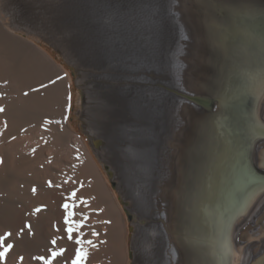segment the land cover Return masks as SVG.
I'll use <instances>...</instances> for the list:
<instances>
[{"label":"rangeland","instance_id":"374dc122","mask_svg":"<svg viewBox=\"0 0 264 264\" xmlns=\"http://www.w3.org/2000/svg\"><path fill=\"white\" fill-rule=\"evenodd\" d=\"M198 1L202 2V5ZM218 1L212 3H219ZM104 2L105 0H0V20L15 35L22 37L29 43H33L51 58L58 67V71H61L60 74H63V78H59L61 80L65 79V83L71 82L73 95L70 111L67 112V107H65V111L64 108L61 109L63 110L61 112V114L63 113L62 120L69 126H67L69 131L67 130L63 134L65 141L62 143L58 140V131L51 125L54 118L50 110L53 102L61 98L62 100L64 98V103L66 102V87L64 86V88L57 78V70H54L38 54H35L28 45L27 47L24 41L20 39L12 40V36L5 34L0 21V106L4 108L2 113L6 114L8 118L10 117L11 123L15 124L12 127L16 126V129L14 127V134L4 139L3 146L0 149V159L3 160V163L0 164V240L3 241L0 244V251H3L4 247L11 246L7 254L9 256H17L19 259L22 256L25 260L26 254L35 258L40 255L51 260V264H68L67 260H73L75 249L80 247L74 243V240L91 239L100 249L102 248V254H109V250L106 248L113 244L111 238L118 234L121 238L124 236L126 240V264H193L199 255H194L187 245L183 243L182 245L177 240L176 231L180 232L183 211L180 201L172 197L173 188L169 187L168 184L175 185L176 178L173 177L175 176L173 172L169 171L170 173H168L169 159H167L168 155H164L165 149L162 148L164 152L162 155H158L157 152L158 157L160 156L158 159L161 160L160 170L154 168L152 171L153 181L156 179L158 181V184L156 183L158 186L155 184L157 189L154 187V191L153 186L150 190L146 188L147 179L140 176L143 196L150 201L151 205L150 210L147 211L148 213H143L144 216H140L138 213L136 215L144 220L158 222L159 232L155 233L153 240L150 234L145 235L141 245L138 246L136 245L138 237L133 234V220L129 221L126 216L123 205L120 203V197L126 199L125 201L129 204L128 209H130L129 213L132 219L135 217L133 208L142 207L143 205L140 203V206L138 202H134L135 199L123 194L125 192L122 189L118 190L119 193L113 188L114 182L110 179L109 167L105 163L102 164L98 156L95 155L93 150V143L95 142L86 134L90 129L96 136L104 133L106 135L104 141L111 148L113 147L112 150L115 152L112 155V157L114 156L112 160H116V155H119V151L124 149H120L121 146L126 147L127 152L130 153H128L130 158H132L130 155L133 151L139 153L146 147L145 142L147 140L144 138L143 131L147 126H144L143 129L137 127L135 126L137 122L133 120L135 114L138 120L142 118L140 114L146 117L147 111L144 109L145 107H135L138 108V111L140 110V112L135 113L133 102L136 95L132 94L133 91H131L132 84L142 89L145 87L143 84L146 83L130 82L128 79V77L131 79V76L136 77V75L124 69L126 68L124 64L129 58L124 53L126 48L121 46L124 43L117 40L116 35H113L110 31V27L105 25L99 17V10L101 11ZM160 2L159 6H161L163 12H161V9L160 11L154 9V11L157 10L158 13H162L163 19L172 23L168 27L170 30L166 45L168 55L164 58V64L166 67L171 66V70L168 74H165L169 76L168 79L171 78L170 80L176 86L179 85L177 88H181L182 91L184 90L189 94H194L191 89L192 87L199 88L200 77L185 75L189 91L183 87L185 81L180 75L182 74L181 70L185 67L182 68V65L188 64V62V65H190L191 62L187 58L188 56L182 53L183 51L187 52V47L191 49L192 46L189 43L194 41L191 36L189 37V27L193 26L200 32L202 31L201 33L206 30L204 18H202L203 14L206 13L204 2H211L208 0H160ZM99 3L101 4L99 5ZM226 3L232 5L231 7L264 8V0H244L242 3L237 0H229ZM131 6L134 7V4ZM213 10L212 8L211 11ZM135 15L137 14H132L133 17ZM187 15H189L188 20H186ZM179 19L181 20L179 21ZM190 19H194L193 22H190ZM139 26L140 28L141 26L144 27L145 35L151 30L148 21H141ZM148 42L149 40L146 46ZM23 43L25 45H22ZM183 56L186 57L185 63L183 62ZM189 58L193 60V64L199 72L201 65L198 62V56L191 54ZM114 60H116V63ZM129 69H131L130 64ZM173 69L174 72H171ZM19 72L24 74V81L19 78ZM205 73L208 74L209 71L205 70ZM137 76L139 77V75ZM140 77L141 80L145 79L142 76ZM26 81L28 87L24 84ZM53 81L55 82L53 83ZM172 91L174 94L177 93V97H188L191 100L196 97L188 96L179 91ZM200 91L206 95L207 93H213L212 87L200 88ZM26 92L28 95L24 94ZM137 93L138 97L142 96V93ZM127 96L129 99H127ZM211 103L214 107H205L210 109L208 113L215 108V102L211 101ZM170 104L169 107L166 106V111H162L161 115L159 114V123L156 121L155 129L159 130L161 126L164 129L170 126L174 127L182 122L183 119L180 118L182 116L181 108L185 105L182 106L180 101H171ZM177 106L179 109H177ZM141 108L143 112H141ZM177 111L181 112L178 113ZM164 115L165 117H163ZM205 115L204 111L203 117ZM6 117L0 116L1 132L4 128L6 130L10 124ZM31 122L35 124L34 127L30 128L31 132L25 133L28 129L25 131H23L24 129L19 130L22 124L29 126L28 124H31ZM167 123H170V125ZM191 123H187V127H189L188 125H194H191ZM193 128L191 131L188 128L190 131L188 135L190 136H187L188 139L186 138L187 152L188 142L191 139L192 143L194 137H196V129L192 133L194 135L190 134ZM164 129H162L163 133ZM73 134L74 136H72ZM75 134L85 140L95 166L90 163L89 157L82 153L80 146L74 143L73 137H75ZM263 141L264 139H262ZM118 145H121L120 148ZM33 149L36 150L35 154H33ZM78 155L80 156L79 160L76 159ZM154 161L156 162V158H154ZM173 161L177 163V159L173 158L171 162ZM84 172L86 176H82ZM171 173L173 174L172 177ZM99 176H101L100 180ZM49 181L52 182V187L48 186ZM80 182H83L82 187ZM92 186L98 187L97 189L103 186L99 189L100 193L96 192V194H99V198L98 196L97 198H102L101 203L97 202L96 195H92L88 197V205L80 204L79 207L73 209L75 212L74 220L81 221L84 216H87L88 220L79 232H73V241H69L66 233L67 225L64 224L66 213L62 207L67 202L65 192L79 190L83 187L93 188ZM162 186H165L164 190H162ZM106 187L112 195L111 199L110 194L108 195L107 191H104ZM33 188L36 189L35 193L32 191ZM77 203H79V198ZM38 207L41 209L40 212L35 211ZM100 209H103V211H99ZM104 221H110L111 223H104ZM26 225H31L30 232ZM259 227H264V213H262L257 223V228ZM93 230L99 235H92ZM53 239L56 240L55 245H51ZM255 239H252L250 243L257 241ZM262 241H264V238H262ZM98 247L91 248L87 244L84 245V248L88 251V258L84 264H88L89 260L91 261L94 257H97L99 254ZM61 249H64L63 254L53 259L51 253L53 251L59 252ZM129 251L132 252L133 256L135 255L134 259H130ZM104 259L105 257L102 256L97 260V263L102 264ZM38 262L44 264L42 260H38ZM0 264L21 263L19 260L11 262V260L4 258Z\"/></svg>","mask_w":264,"mask_h":264},{"label":"bare ground","instance_id":"6f19581e","mask_svg":"<svg viewBox=\"0 0 264 264\" xmlns=\"http://www.w3.org/2000/svg\"><path fill=\"white\" fill-rule=\"evenodd\" d=\"M135 1L139 4H136ZM208 1L211 3L204 2L206 4L204 6L206 13L203 11V17L200 14L204 18L205 33H201L202 31L200 32L193 26L189 27V37L191 36L194 41L191 39L193 41V43H189L192 46L191 49L187 47V52L183 51L182 53L188 56L187 58L191 62L190 65H188L189 62L184 66L182 65V68L185 67L181 70L182 74L180 75L185 81L183 87L189 91L185 75L200 77L199 88L192 87L191 91L194 94H189L184 90L182 91L181 88H177L179 85L176 86L170 80L171 78L168 79L169 76L167 74L170 72L171 66L168 65L166 67L164 58L168 55L166 52L168 50V47H166L167 39L170 33L168 27L172 23L163 19L162 13L157 12V10L160 11L161 9V6H159L160 0H105L101 6V11L99 10V17L105 25L110 27V31L113 35H116L117 40L124 43L123 45L120 44L126 48L124 53L127 58L129 57L124 64V67L126 66L124 69L136 75V77L131 76V79L129 77L128 79L130 82L146 83L143 84L145 87L142 89L133 84L132 89L130 88L133 91L132 94L136 95L134 102L131 101L134 108L145 107L144 109L147 111L146 117L140 114L142 118L138 120L135 114L133 120L137 122L135 124L137 127L143 129L144 126H147L143 131L144 138L147 140L145 142L146 147L144 146L145 148L143 147L144 149L139 151V153L138 151H133L130 155L132 158H130L126 147L118 145L119 148L121 146L120 149H124L119 151V155H116V160H112L114 157L112 155L115 152L112 150L113 147L111 148L104 141L106 135L100 132L103 135L99 134V136H96L91 129L89 132L86 131L88 132L86 134L95 142H92L95 155L98 156L102 164L105 163L109 167L110 179L116 187L114 189L117 192L122 189L125 192L123 194L129 195L130 198L135 199L134 202L143 205L142 207L133 208L135 212V217L132 219L133 234L138 237L137 241L135 240L137 244H134L141 245L143 237L149 234L153 240L155 233L159 232L158 222L154 223L153 221L139 218L136 213L144 216L150 210L151 205L150 201L143 196L140 176L147 179L145 187L150 190L153 186L152 189L154 190L158 181L157 179L153 181L152 171L154 168L160 170L161 160L158 159L160 157L158 155H162L164 153L163 149H165L164 155L169 157H167L169 159L168 173L173 172L175 174L173 177L176 178L175 185L168 184L169 187L173 188L172 197L180 201L183 211L180 232L176 231L177 240L181 244L187 245L194 255H199L193 264H264V251H262L264 250V241H262V238H264V227L257 228V223L262 213H264V141L260 140V138L264 137V8L231 7L232 5L226 3L229 0H215L219 3H212L215 2L214 0ZM237 1L242 3L244 0ZM200 3L202 5V2ZM133 4L134 7L131 6ZM212 8L214 9L213 11H211ZM154 9L157 10L154 11ZM161 12H163L162 9ZM132 14H137L138 16L135 15L133 17ZM188 18L189 15H187L186 20ZM190 20V22H193L192 20L194 19ZM0 21L5 34L12 36V40L20 39L24 41L26 46L28 45L35 54H38L54 70H57V78L63 84L62 86L66 87H64L66 89V105L63 101L64 98L63 100L61 98L52 103L50 110L54 118L51 125L58 131V140L64 143L63 134L68 130L69 126L62 120L63 113L61 114V112L63 110L61 109L64 108L65 111V107H67V112L70 111V104L73 101L71 82L65 83V79H60L63 78V74H60L61 71H58V67L48 55L39 50L33 43H29V41L15 35L2 20ZM141 21H148L151 25V30H147V35H145L144 27L141 26L140 28L139 26ZM148 40L149 42L146 46ZM151 41L152 43L150 44ZM24 43L22 45H25ZM191 54L198 56V62L201 65L199 72L196 70L193 60L189 58ZM183 57L184 62L186 57ZM114 62L116 63V60ZM129 64L131 69L128 70ZM238 69L244 71V73H238ZM205 70L209 71V73L206 74ZM171 72H174V69ZM137 75L145 79L141 80ZM19 78L24 81V74L19 72ZM24 84L28 87L27 81ZM209 87H212L213 93H207L206 95L200 91V88ZM172 90L196 97H193L192 100L188 97H177V93L174 94ZM137 92L142 93V96L138 97ZM63 94L61 95L63 96ZM127 99H129L128 96ZM171 101H180L182 106L183 104L185 105V107L181 108L182 112L180 111L182 122L174 127H166V132V128L164 129L162 126L159 130L155 129L159 114L161 115L162 111H166V106L169 107ZM211 101L215 102V108L208 113L209 108L214 106L211 104V107L207 109L205 108L207 107L205 103H211ZM138 108H135V113L140 112ZM142 108L141 112H143ZM177 109H179L178 106ZM204 111L206 115L203 117ZM0 116L6 117L7 115L0 113ZM6 118L11 125L8 123L9 128L7 127L6 130L4 128L2 132L0 131V149L3 146L4 139L14 134L16 129V126H14L15 129L12 127L15 124L11 123V118H8V116ZM32 122L28 124L29 126L22 124L19 130L24 129L23 131H25L28 129L25 133L31 132L30 128L35 126ZM187 123L194 124L195 127L194 125H188L189 127H187ZM167 124L170 125V123ZM25 127L27 128L25 129ZM188 128H190V131L193 128L190 134L194 133L196 129V137H194V142L192 141V143L189 137L187 152L186 138L190 136L188 135L190 132ZM162 129H164V133ZM73 138L74 143L80 146L82 153L88 156L90 163L94 165V159L88 150L85 140L76 134ZM183 143L184 145L182 146ZM115 147L117 146L115 145ZM154 158H156V162ZM173 158L177 159V163L171 162ZM172 175L171 173V177ZM82 176H86L85 172ZM100 178L101 176H99V180ZM84 179L87 180L85 177ZM97 188L96 186L93 188H79L77 190L79 191L77 193L79 200H88V197L92 195H96V198L97 196L99 198V194H96V192L100 193V188ZM164 188L165 186L162 190ZM104 189L108 195L110 194L111 199L112 195L109 189L107 187ZM72 191L65 192L68 203H71L67 197L70 196ZM98 198L97 202L101 203L102 198ZM123 200L125 201L126 199ZM125 203L128 209L129 204L126 201ZM254 238L257 241L250 243ZM112 239L113 244L111 243L112 245L106 248L109 250V254H102V248L98 247L99 254H96L97 257H94L93 260H89L88 264H98L97 260L102 256L105 257L102 264L127 263L124 236L121 238L117 234ZM25 256L23 261L17 256L7 255L5 258L11 260V262L19 260L21 264H39L35 257H30L27 254ZM129 256L130 259H134L135 255L133 256L132 252L129 251ZM71 261V259H68L67 263L71 264Z\"/></svg>","mask_w":264,"mask_h":264},{"label":"snow or ice","instance_id":"6c2138e0","mask_svg":"<svg viewBox=\"0 0 264 264\" xmlns=\"http://www.w3.org/2000/svg\"><path fill=\"white\" fill-rule=\"evenodd\" d=\"M55 81H53L54 83ZM25 95H28V93H24ZM4 112V108L0 107V113ZM14 139V137H13ZM35 149H33V154H35ZM77 160L80 159V156L78 155L76 157ZM3 163V160L0 159V164ZM67 182V181H66ZM80 185L81 187L83 186V182H80ZM48 186L49 187H52V182L49 181L48 182ZM33 193L36 192V189L33 188L32 189ZM68 200L71 201V203H68V202H65L62 207L66 213V216L64 218V224L67 225V230H66V233H67V239L69 241H73V232L76 231V232H79V230L81 228H83L85 226V222L88 220V217L87 216H84L83 219L81 221H76L73 219V217L75 216V212L73 211V209L79 207L80 204H83V205H88L89 204V200L87 199H80L79 200V203H77V190H73L70 194L69 197H67ZM36 212H40L41 209L38 207L36 208L35 210ZM99 211H103V209H100ZM104 223H111L110 221H104ZM26 227L28 228L29 232L31 231V225H26ZM11 235V234H9ZM92 235L94 236H98L99 233H96L94 230L92 232ZM81 236H83V234H81ZM3 241L0 240V244H2ZM74 243L76 245H79L80 247H77L75 249V258L71 261V264H84V262L87 260L88 258V251L87 249L84 248V245L87 244L88 246H90L91 248H97L98 245L95 244L93 242V240L89 239V240H84V239H76L74 240ZM56 244V240L53 239L51 240V245H55ZM9 247H4L3 248V251H0V260H3L6 255L8 254L9 252ZM64 252V249H61L59 252L57 251H53L51 253L52 255V258L54 259L55 257H57L58 255H62ZM36 259L38 260H42L44 262V264H51V260H48V259H45L43 256H39V257H36ZM20 260L23 261V257L21 256L20 257Z\"/></svg>","mask_w":264,"mask_h":264},{"label":"water","instance_id":"95a60500","mask_svg":"<svg viewBox=\"0 0 264 264\" xmlns=\"http://www.w3.org/2000/svg\"><path fill=\"white\" fill-rule=\"evenodd\" d=\"M238 70H239V69H238ZM242 72L244 73V71L239 70L238 73H242ZM200 100H203V99H200ZM204 102H207V101L204 100ZM205 104H206L207 107H211L210 105H211L212 103L208 102V103H205ZM262 139H264V137L260 138V140H262ZM113 188H116L114 183H113ZM120 201H121V204H122L123 207H124V211H125V213H126L128 219H129V221H131V220H132V217H131V215H130L128 209L126 208V203H125V201H124L121 197H120ZM131 230H132V229H131Z\"/></svg>","mask_w":264,"mask_h":264}]
</instances>
